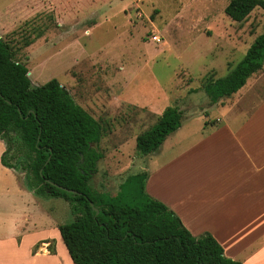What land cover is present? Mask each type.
I'll return each instance as SVG.
<instances>
[{
  "label": "rangeland",
  "instance_id": "rangeland-1",
  "mask_svg": "<svg viewBox=\"0 0 264 264\" xmlns=\"http://www.w3.org/2000/svg\"><path fill=\"white\" fill-rule=\"evenodd\" d=\"M230 2L0 0V35L15 60L28 67L33 87L57 79L77 104L103 124L104 158L92 180L95 190L115 196L127 176L147 172L146 191L157 199L147 186L152 173L161 168L151 182L153 191L164 198L166 192L175 195L168 185L189 181L187 159L176 158L166 170L162 168L188 144L185 139L212 132L239 114V108L249 109L264 96V71L254 74L262 88H253L243 101L236 99L244 88L217 105H211L204 92L205 85L229 75L263 32V10L235 22L225 14ZM155 36L160 41H154ZM169 106L182 111V127L158 153L142 155L137 137L151 129ZM7 148L6 141H0V216L12 214L13 220L29 216L22 226L23 251H12L13 264H27L32 245L34 252L57 248L58 264H66L58 226L74 221L69 204L30 194L18 175L2 166ZM5 159L23 177L21 154L13 148ZM196 165L191 164L193 170ZM38 264L56 262L40 259Z\"/></svg>",
  "mask_w": 264,
  "mask_h": 264
},
{
  "label": "trees",
  "instance_id": "trees-1",
  "mask_svg": "<svg viewBox=\"0 0 264 264\" xmlns=\"http://www.w3.org/2000/svg\"><path fill=\"white\" fill-rule=\"evenodd\" d=\"M258 8L264 12V0H231L225 14L244 22ZM263 68L264 25L229 75L205 85L210 104L232 98ZM29 72L0 35V140L6 141L7 152L14 148L21 154L26 185L36 196L69 204L74 221L60 225L59 231L75 264H242L226 257L211 234L194 236L174 211L151 197L147 172L127 176L115 196L95 190L92 180L104 158L103 124L57 79L33 87ZM183 122L178 107H167L137 137L138 151L155 153ZM7 152L2 165L14 169L5 159Z\"/></svg>",
  "mask_w": 264,
  "mask_h": 264
},
{
  "label": "crops",
  "instance_id": "crops-1",
  "mask_svg": "<svg viewBox=\"0 0 264 264\" xmlns=\"http://www.w3.org/2000/svg\"><path fill=\"white\" fill-rule=\"evenodd\" d=\"M254 77L251 82L247 81L243 87L245 92L237 101L246 99L253 88H262V84L256 85L259 76ZM242 89L240 91H244ZM237 113L221 127H210L214 128L212 132L197 135L198 139H185L188 144L178 156L164 162L165 170L176 158L191 162L185 167L189 181L174 187L168 185L167 189H173L174 196L166 192L167 196L162 198L153 191L155 183L151 181L161 168L152 173L147 188L177 214L194 236L211 234L223 247L226 257L242 264H264V96L251 108H239ZM195 162L193 170L191 164ZM3 167L16 173L30 194L42 199L26 185L25 173L20 177L18 170ZM2 204L6 210V201ZM28 219L26 215L23 220H13L12 214L0 216V264H13L12 251H23L22 226ZM56 233L58 235L57 230ZM33 249L32 245L27 250L30 260L27 264H38L40 259L50 263L55 260L58 264L57 248L42 247L36 252ZM64 257L68 259L66 264H75L67 248Z\"/></svg>",
  "mask_w": 264,
  "mask_h": 264
},
{
  "label": "water",
  "instance_id": "water-1",
  "mask_svg": "<svg viewBox=\"0 0 264 264\" xmlns=\"http://www.w3.org/2000/svg\"><path fill=\"white\" fill-rule=\"evenodd\" d=\"M28 75H30V72L28 73ZM54 185H55L57 188H59V189H63V190H65V191L70 192V193H73V194H75V195H78V194H79L78 192H76V191H74V190H70V189L64 188V187L59 186V185H56V184H54ZM91 205L93 206V203H91ZM94 210L96 211L97 214H99V210H98L97 208H94Z\"/></svg>",
  "mask_w": 264,
  "mask_h": 264
},
{
  "label": "built area",
  "instance_id": "built-area-1",
  "mask_svg": "<svg viewBox=\"0 0 264 264\" xmlns=\"http://www.w3.org/2000/svg\"><path fill=\"white\" fill-rule=\"evenodd\" d=\"M154 41H160V38L157 37V36H155V37H154Z\"/></svg>",
  "mask_w": 264,
  "mask_h": 264
},
{
  "label": "bare ground",
  "instance_id": "bare-ground-1",
  "mask_svg": "<svg viewBox=\"0 0 264 264\" xmlns=\"http://www.w3.org/2000/svg\"><path fill=\"white\" fill-rule=\"evenodd\" d=\"M29 77H30V75H29Z\"/></svg>",
  "mask_w": 264,
  "mask_h": 264
}]
</instances>
